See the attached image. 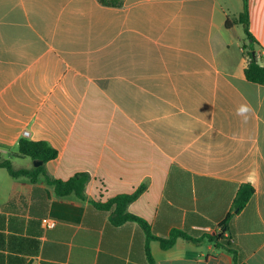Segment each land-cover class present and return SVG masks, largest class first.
<instances>
[{"label": "crops", "instance_id": "1", "mask_svg": "<svg viewBox=\"0 0 264 264\" xmlns=\"http://www.w3.org/2000/svg\"><path fill=\"white\" fill-rule=\"evenodd\" d=\"M113 1L122 7L0 0V158L28 131L59 152L49 177L89 176L81 200L0 168V264H149L143 229L115 226L114 208L95 202L144 186L131 214L158 238L200 239L219 232L242 185L255 194L232 217L231 241L243 263L264 264V86L245 76L248 41L234 23L245 0ZM248 6L264 65V0ZM150 250L155 264H233L209 241Z\"/></svg>", "mask_w": 264, "mask_h": 264}, {"label": "trees", "instance_id": "2", "mask_svg": "<svg viewBox=\"0 0 264 264\" xmlns=\"http://www.w3.org/2000/svg\"><path fill=\"white\" fill-rule=\"evenodd\" d=\"M100 3L108 7H122L123 3L113 0H100ZM235 24L243 26L247 37V46L244 48L247 50V56L249 63L245 69V76L251 83L264 86V65H260L258 56L255 52L258 42L250 31V13L248 0H245L244 11L238 19L234 21ZM59 152L52 148L47 142L39 141L34 142L28 139H21L19 142L18 152L13 154L9 159L3 160L0 158V168L6 169L11 177L17 179L26 177L32 182H36L39 177H46L47 183L55 188V193L59 197H67L75 194L79 199H86V186L89 182V176L86 174H79L71 178L68 181H62L53 179L48 176L46 164L50 161L57 159ZM31 158L33 161L42 162L43 165L34 168L32 170H15L12 166L11 158ZM145 191L144 186L140 187L133 194H122L115 198L110 199L106 203L98 202L94 203L95 207L101 211H110L114 208L111 216V222L115 226H121L128 222L137 223L144 231L146 235V255L149 264H155L153 259L150 243L153 240H157L161 244L163 250H169L173 248L177 239L183 238L189 242L199 245L203 241H209L215 245L217 249L223 250L233 257V264H245L240 259L239 252L235 249L231 241V227L230 221L232 217L239 214L244 207L250 202L255 194V190L251 185H242L234 200L232 210L227 218L219 225V232L214 234H205L200 239H195L187 235L186 233L174 230L168 239L158 238L154 235L151 224L142 217L131 214L128 208L133 204Z\"/></svg>", "mask_w": 264, "mask_h": 264}, {"label": "clouds", "instance_id": "3", "mask_svg": "<svg viewBox=\"0 0 264 264\" xmlns=\"http://www.w3.org/2000/svg\"><path fill=\"white\" fill-rule=\"evenodd\" d=\"M252 111V107L249 104H242L236 109V115L242 117L244 122H247Z\"/></svg>", "mask_w": 264, "mask_h": 264}, {"label": "built area", "instance_id": "4", "mask_svg": "<svg viewBox=\"0 0 264 264\" xmlns=\"http://www.w3.org/2000/svg\"><path fill=\"white\" fill-rule=\"evenodd\" d=\"M23 136L26 138L29 136V132L28 131H24ZM43 225L46 229H52L55 227L56 222L54 220L51 219H45L43 220Z\"/></svg>", "mask_w": 264, "mask_h": 264}, {"label": "water", "instance_id": "5", "mask_svg": "<svg viewBox=\"0 0 264 264\" xmlns=\"http://www.w3.org/2000/svg\"><path fill=\"white\" fill-rule=\"evenodd\" d=\"M42 165H43L42 162L34 161V166H35L36 168H38V167H40V166H42Z\"/></svg>", "mask_w": 264, "mask_h": 264}, {"label": "rangeland", "instance_id": "6", "mask_svg": "<svg viewBox=\"0 0 264 264\" xmlns=\"http://www.w3.org/2000/svg\"><path fill=\"white\" fill-rule=\"evenodd\" d=\"M248 43V42H247Z\"/></svg>", "mask_w": 264, "mask_h": 264}]
</instances>
